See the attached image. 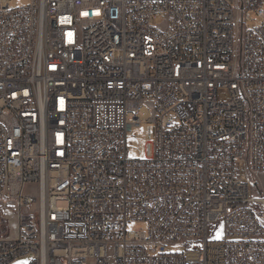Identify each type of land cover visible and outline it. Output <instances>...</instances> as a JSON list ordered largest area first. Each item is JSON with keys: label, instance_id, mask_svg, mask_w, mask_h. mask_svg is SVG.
I'll return each instance as SVG.
<instances>
[{"label": "built area", "instance_id": "1", "mask_svg": "<svg viewBox=\"0 0 264 264\" xmlns=\"http://www.w3.org/2000/svg\"><path fill=\"white\" fill-rule=\"evenodd\" d=\"M261 173L264 0H0V264H264Z\"/></svg>", "mask_w": 264, "mask_h": 264}, {"label": "rangeland", "instance_id": "2", "mask_svg": "<svg viewBox=\"0 0 264 264\" xmlns=\"http://www.w3.org/2000/svg\"><path fill=\"white\" fill-rule=\"evenodd\" d=\"M31 0H11V7H21L29 5ZM250 20L247 22L249 27L261 24V21L255 16V14L248 13ZM236 61H239V50L238 46L236 49ZM154 126L147 122H142V124L133 129L132 135L128 138V142L131 145L130 154L134 159H148L151 157V145L150 142L153 138ZM238 172L240 175H243L241 167H238ZM258 186L264 191V173L258 175L256 180ZM23 195L29 197H37V189L33 185H26L23 189ZM27 210H32V207ZM260 215L264 218V210L258 208ZM12 208L3 209L0 207V221H2L0 228V236L14 234L15 232V220ZM145 230L146 226L143 222H131L127 225V231L132 232L135 230ZM212 236V233L209 234V237ZM166 251L169 253H179L184 251V247L180 245L170 244L166 246ZM31 256H23L15 259L10 264H18V262H25L29 264L31 262Z\"/></svg>", "mask_w": 264, "mask_h": 264}, {"label": "snow or ice", "instance_id": "3", "mask_svg": "<svg viewBox=\"0 0 264 264\" xmlns=\"http://www.w3.org/2000/svg\"><path fill=\"white\" fill-rule=\"evenodd\" d=\"M85 15H86V13H85ZM69 35H71V34H69ZM18 264H25V262H18Z\"/></svg>", "mask_w": 264, "mask_h": 264}, {"label": "trees", "instance_id": "4", "mask_svg": "<svg viewBox=\"0 0 264 264\" xmlns=\"http://www.w3.org/2000/svg\"><path fill=\"white\" fill-rule=\"evenodd\" d=\"M2 221H0V228H1Z\"/></svg>", "mask_w": 264, "mask_h": 264}]
</instances>
